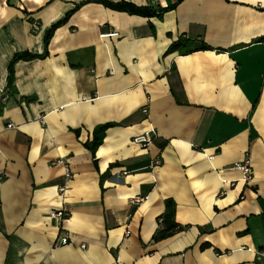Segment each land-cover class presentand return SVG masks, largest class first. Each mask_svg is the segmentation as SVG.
<instances>
[{"label": "crops", "instance_id": "1", "mask_svg": "<svg viewBox=\"0 0 264 264\" xmlns=\"http://www.w3.org/2000/svg\"><path fill=\"white\" fill-rule=\"evenodd\" d=\"M0 105V264H264V0H0Z\"/></svg>", "mask_w": 264, "mask_h": 264}, {"label": "trees", "instance_id": "2", "mask_svg": "<svg viewBox=\"0 0 264 264\" xmlns=\"http://www.w3.org/2000/svg\"><path fill=\"white\" fill-rule=\"evenodd\" d=\"M102 4L114 11L117 12H125L131 15H137V16H143V17H152L154 15H157L155 12H153L152 10L148 9V8H141V7H137L131 3H127V2H119V3H111V2H102ZM165 10H159L157 13L158 15H160V13H163ZM70 13L66 14L65 17L58 22L57 24H55L54 26H52L50 29H48L44 35V53L40 56H33V55H29L27 53H22V54H16L9 66H8V77H7V90H11L12 89V82H13V64L15 61L17 60H21V59H32L35 57H45L46 55V48L50 42V39L54 33V31L56 30V28L62 24L65 23V21L67 20V18L69 17ZM190 40L185 39V38H178L175 42H173L169 48L167 49V53H174V52H179L181 54H189L191 52L194 51H199V50H209V47L205 44H202L198 47H190ZM1 107V105H0ZM115 124H103V125H99L97 127H95V129L93 130V139L92 141L87 144L86 146L90 149V151L92 152V154H94L95 150L97 149V147L101 144L103 136L105 131L110 128L113 127ZM77 133V132H76ZM173 208L169 207L168 210L162 215L161 219H160V223L162 224V229L160 231H158L156 233V235L154 236V239L158 240V239H163L165 237H167L171 232H173L176 229V226L174 224L173 221Z\"/></svg>", "mask_w": 264, "mask_h": 264}, {"label": "built area", "instance_id": "3", "mask_svg": "<svg viewBox=\"0 0 264 264\" xmlns=\"http://www.w3.org/2000/svg\"><path fill=\"white\" fill-rule=\"evenodd\" d=\"M119 34L117 32H107L101 35V38L105 39V38H118ZM151 136L149 134H145L143 136H140L138 138H135V142L139 143V144H143V145H147L151 142ZM158 163V162H156ZM235 169L239 170L242 173V181L245 183H249L251 181V170H250V161H249V157H246L240 164H236L234 166ZM65 179L68 180L70 178V174L68 173V171L65 172ZM64 192V187H59L58 188V193L61 195ZM140 200H136L134 202H139ZM50 218L61 222L64 220V218L66 217V212L61 209L58 211H52L50 212ZM126 234H129V232H127ZM67 240L66 238H63L61 240V244H66Z\"/></svg>", "mask_w": 264, "mask_h": 264}]
</instances>
